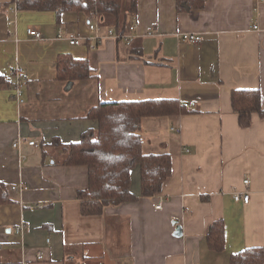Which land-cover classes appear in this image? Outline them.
Instances as JSON below:
<instances>
[{"label":"crops","instance_id":"0c3cea01","mask_svg":"<svg viewBox=\"0 0 264 264\" xmlns=\"http://www.w3.org/2000/svg\"><path fill=\"white\" fill-rule=\"evenodd\" d=\"M13 7L0 11V184L9 196L0 202V264L34 260L38 251L43 259L31 264H229L232 253L264 248V117L253 113L242 128L231 106L232 90L258 88L264 108V0H206L191 12H179L176 0H137L128 20L135 29L121 38L107 35L112 23L102 16L68 11L58 22L53 11ZM89 23L98 24L99 41ZM184 33L201 42L182 40ZM70 35L82 42L70 44ZM63 54L86 59L94 77L59 80ZM16 64L25 75L22 103L12 96ZM149 99L185 107L140 126L143 152L171 156L162 190L140 196L135 167L137 201L83 216L77 194L88 170L60 163L62 147L53 140L77 142L96 127L85 116L99 103ZM245 189L248 203L233 199ZM217 219L224 222L221 251L206 242Z\"/></svg>","mask_w":264,"mask_h":264},{"label":"trees","instance_id":"16d2710c","mask_svg":"<svg viewBox=\"0 0 264 264\" xmlns=\"http://www.w3.org/2000/svg\"><path fill=\"white\" fill-rule=\"evenodd\" d=\"M206 0H176L179 12H191L202 8ZM15 4L17 10L53 11L57 21L63 12L74 11L88 18L102 16L112 23L118 38L125 35L130 16L135 15L137 0H0V11L5 13ZM57 78L74 81L94 77L86 59H77L69 54L58 56ZM3 77L0 75V82ZM12 86V83H11ZM231 106L237 114L238 125L247 128L252 114L264 117L261 94L258 88L234 89ZM185 107L174 99H149L103 102L90 108L86 118L95 121L96 127L88 128L77 142L61 144L64 165H84L88 170V184L77 194L80 213L83 216L99 215L106 206L135 202L139 196L131 191V170L139 169L140 196L149 197L159 193L171 174V156L167 152H143L139 133L142 120L162 117L179 112ZM7 187L0 184V202L8 201ZM210 249L224 248V222L214 220L206 233ZM229 264H264L263 247H246L232 253Z\"/></svg>","mask_w":264,"mask_h":264},{"label":"built area","instance_id":"2783aa9c","mask_svg":"<svg viewBox=\"0 0 264 264\" xmlns=\"http://www.w3.org/2000/svg\"><path fill=\"white\" fill-rule=\"evenodd\" d=\"M16 11V7H13L12 8V12H15ZM13 20L10 21V23H12ZM89 27V30L91 32H94V35H93V39L96 40V41H99L103 35H101L99 33V26L97 23H89L88 25ZM255 29L258 28L257 25H254L253 26ZM128 29L131 31V30H134L135 29V25L133 23H131L128 27ZM26 33L29 37H33L35 39H41V33L35 29V28H27L26 30ZM107 35H111V36H116L117 35L113 32V30H108L107 32ZM57 37L61 38L62 37V30H58V33H57ZM181 39L184 40V41H188V42H191V43H194V44H198L201 42V38L199 35L197 34H193V33H184L181 35ZM68 41L70 44L72 45H78L82 42V39L79 38V37H75V36H72L70 35L68 37ZM9 73H10V76L12 77V89H13V93H12V96L13 98L18 102V103H22L24 101L23 99V88H24V84H25V75H24V72H23V68L16 64V65H13L10 67L9 69ZM29 145H33V146H36V143L35 141H29L28 142ZM13 146H17V143H13ZM249 179L245 178L243 180V184L247 187L249 185ZM19 188H25L24 186H20L18 185ZM17 186H13L12 189H16ZM233 199L236 200V201H242L244 203H248V201L250 200V194H249V191L247 189H245L244 191H236L233 193ZM161 206V203H158L156 205L157 208H159ZM48 242V240H47ZM43 259V254L41 251H38L35 255V259L34 260H30V259H23L21 261L20 264H31L33 261L35 260H42Z\"/></svg>","mask_w":264,"mask_h":264},{"label":"water","instance_id":"95a60500","mask_svg":"<svg viewBox=\"0 0 264 264\" xmlns=\"http://www.w3.org/2000/svg\"><path fill=\"white\" fill-rule=\"evenodd\" d=\"M174 235H176V236H180L181 235V228H180V226H176V228H175V231H174Z\"/></svg>","mask_w":264,"mask_h":264}]
</instances>
